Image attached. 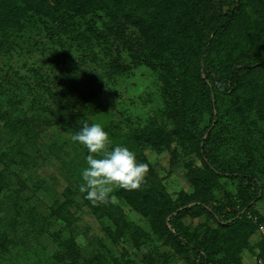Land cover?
I'll return each mask as SVG.
<instances>
[{
    "label": "rangeland",
    "instance_id": "rangeland-1",
    "mask_svg": "<svg viewBox=\"0 0 264 264\" xmlns=\"http://www.w3.org/2000/svg\"><path fill=\"white\" fill-rule=\"evenodd\" d=\"M231 2L123 0L124 17L134 12L151 40L145 49L148 58L132 57L126 43L130 31L124 32L120 43L107 34V67L115 66L114 59L120 56L118 65L124 70L108 78L107 94L87 105L86 117L102 125L112 147L126 146L138 162L148 164L147 183L130 191L158 195L155 204L154 199L145 204L148 209L132 206L119 189L111 194L114 203L99 206L79 191L88 150L71 139L74 126L54 124L70 94L45 90L39 99L28 95L20 104L29 90H15L13 85L11 90H0V99L9 96L17 106L7 100L1 108L6 120L0 119V264H256L262 250L260 235L247 218L238 216L253 190L241 178L216 173L203 158L198 142L210 114L195 108L190 120L177 123L171 106L173 90L196 99L203 95V64L225 76L236 59L264 40V0H239L228 29L212 40ZM98 16L107 19L108 27L115 22L102 11ZM45 24L37 22L32 39L45 37L51 22ZM76 25L82 32L101 28L92 14ZM181 29L191 44L186 62L172 60L173 51L179 50L169 32ZM47 50L14 58L13 70L28 80L25 64L38 65L43 75L56 78L59 70ZM0 67L6 69L2 60ZM216 97L221 120L210 146L212 158L226 172H243L258 180L262 190L253 206L264 214V66L253 69L236 93ZM104 102V112L95 109ZM33 115L53 123L35 133L25 120ZM153 121L162 126L158 130L165 126L168 136H157L152 129L133 134L134 129L151 127ZM191 200H203L204 210L183 217L178 230L205 254V263L167 223L169 212Z\"/></svg>",
    "mask_w": 264,
    "mask_h": 264
},
{
    "label": "trees",
    "instance_id": "trees-1",
    "mask_svg": "<svg viewBox=\"0 0 264 264\" xmlns=\"http://www.w3.org/2000/svg\"><path fill=\"white\" fill-rule=\"evenodd\" d=\"M238 1L232 0L229 11L214 30L212 40H215L218 35L228 29L236 15ZM196 2L202 4L203 0H196ZM20 4H24L25 7H20ZM122 7H124L123 0H0V60L6 65V69L0 67L1 72L3 70L5 71L3 74L0 73V90H11V85L14 86L12 88L15 90H29L28 94L23 95L18 100L20 104H25L29 99L28 95L35 94L39 99V92L45 90H61L62 93L70 94L71 96L70 98L69 96L67 97L66 105L63 106L60 117L55 119L54 124L64 123L72 125L77 129V132L81 129V127L78 128V123L81 122L80 120L83 122L86 121L89 125L98 123L95 118L92 117L90 119L86 117L87 105L95 102L101 95L107 94L108 78L112 77L118 69L120 71L124 70V68L118 65L120 56H116L114 59L115 66H112V68L111 66L107 67V34L114 35L117 38L116 40L119 41L118 43H120V41H124V32L130 31L127 35L128 40L126 43L132 57L140 58L141 55H144L148 58L149 56V51L147 52L145 49L150 46L151 40L148 34L144 36L142 26L139 27L142 22L134 12L129 13L130 17L127 15L124 17ZM99 11L106 13L115 22L108 27L107 19L98 16ZM87 14H92L93 17L96 16L101 25L100 29L89 27L86 31L82 32L78 28L76 21L87 16ZM39 21L45 22V26L49 21L51 22V26L49 30H47L46 26L45 37L44 35L43 38L42 36H38V38L35 36L32 39L31 33L35 27L37 28V22ZM130 23L131 26H129ZM183 32V29H181L169 32V35L177 40L178 44L176 47L179 50L173 51L172 60L186 62L187 58L185 54L191 49V44L188 43L189 36L184 35ZM16 33L18 34L16 35ZM187 43L189 46H185ZM208 47L209 43L205 46L204 58L207 57ZM48 48L49 50H47ZM46 50L51 52V61L58 67L59 72H57L56 78L43 75L38 65L36 67L25 64L28 80H26L27 77H23L17 71L13 70L11 62L14 58L31 57L34 52L40 51L45 53ZM162 54H165V52L162 51ZM161 61H166V58L164 57ZM150 62L153 63L151 60ZM263 66L264 40L245 52L242 57L236 59L225 76L216 70H208L206 63L203 64L204 69L202 75L204 77L201 78L203 95L201 97L199 96L196 99L190 93L188 95L187 92L183 94L182 92H178L179 90H173L171 100V106L176 111L175 120L177 123L182 119L190 120L195 108L210 114V123L201 134L198 142L199 150L213 171L221 175L241 178L253 190L252 196L243 204L238 216L241 215L243 218H247L257 232V225L249 218V215L262 217V213L257 211L253 206L261 193L262 186L250 174L232 171L226 172L220 164H217L216 158H212L214 155L211 152L210 146L214 141L213 135L215 133L218 134L219 126L217 127V125H219L221 120L216 96L221 93H236L243 86L247 75L253 69ZM36 99H33L32 102L37 101ZM7 100L15 108L17 107L14 105L15 100L9 96L6 97V100L0 99V119L2 120H6L5 115L1 112V108ZM105 106L106 102L96 106L95 109L104 112L106 109L104 108ZM19 110L22 113L21 109ZM178 112H180L179 115ZM53 114L54 116L56 115V113ZM25 120L29 122L28 128H31V130L38 134L44 132L53 123L47 117L42 119V117L36 115L25 118ZM230 120H232L231 117ZM42 123L46 125L44 126ZM11 126L13 127V124ZM161 127L159 123L153 121L151 127L147 128L144 126V130L141 132L134 129L136 131H133V134L136 135L138 132L143 134L146 130L152 129V131H156L157 136H168L165 126L163 129L158 130ZM131 140L136 142L134 138ZM134 148L137 152L139 149L137 143H135ZM119 193L132 206L140 210L148 209L145 204L151 202V199H154V204L155 200L159 199L158 195L152 191H143L136 195V192L131 193L130 191L119 189ZM190 203H193V205L190 206ZM204 207L205 202L203 200H191L190 202L185 201L177 205L174 210L168 213L167 223L175 230L176 237L178 236L185 240V237L178 230L179 221L183 217L199 210L203 211ZM229 222V220L224 221V223ZM185 242L190 249L193 248L198 252L197 254L205 263L206 256L200 248L195 247L187 240ZM261 248H263L262 244Z\"/></svg>",
    "mask_w": 264,
    "mask_h": 264
},
{
    "label": "clouds",
    "instance_id": "clouds-1",
    "mask_svg": "<svg viewBox=\"0 0 264 264\" xmlns=\"http://www.w3.org/2000/svg\"><path fill=\"white\" fill-rule=\"evenodd\" d=\"M71 139L88 150L87 167L81 171L79 191L93 206L115 202L111 195L118 189L140 190L147 183L149 166L138 162L136 154L126 146L112 147L108 132L100 123L89 125L86 121Z\"/></svg>",
    "mask_w": 264,
    "mask_h": 264
},
{
    "label": "built area",
    "instance_id": "built-area-1",
    "mask_svg": "<svg viewBox=\"0 0 264 264\" xmlns=\"http://www.w3.org/2000/svg\"><path fill=\"white\" fill-rule=\"evenodd\" d=\"M249 218L257 225L258 233L263 244V248L258 254L256 264H264V214H262V217L250 215Z\"/></svg>",
    "mask_w": 264,
    "mask_h": 264
}]
</instances>
